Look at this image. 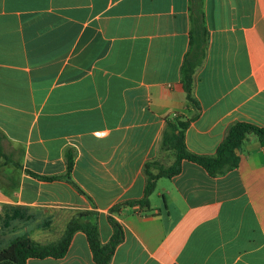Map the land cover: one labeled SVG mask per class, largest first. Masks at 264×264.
Listing matches in <instances>:
<instances>
[{"label":"crops","instance_id":"1","mask_svg":"<svg viewBox=\"0 0 264 264\" xmlns=\"http://www.w3.org/2000/svg\"><path fill=\"white\" fill-rule=\"evenodd\" d=\"M204 14L195 109L180 83L188 0H0L1 144L21 166L14 186L0 188L1 211L16 216L0 229V250L24 235L54 241L86 213L102 245L110 217L123 230L110 264H264V146L254 135L235 151V168L211 176L183 161L156 181L148 207L110 213L143 198L144 166L163 159L175 115H196L185 144L200 156L215 155L236 123L264 127V0H204ZM66 150L82 192L25 172L63 175ZM26 264L95 262L78 231L64 257Z\"/></svg>","mask_w":264,"mask_h":264},{"label":"trees","instance_id":"2","mask_svg":"<svg viewBox=\"0 0 264 264\" xmlns=\"http://www.w3.org/2000/svg\"><path fill=\"white\" fill-rule=\"evenodd\" d=\"M188 12L190 18L189 44L184 55L180 69V83L185 92L188 105L197 109V102L193 97L194 74L201 66L206 56L208 45V30L205 25L204 0H188ZM196 117L193 115H175L167 122V127L162 136L161 145L169 147L174 153V160L168 167L158 166L153 161L145 164V187L144 196L141 200L121 203L114 206L110 213L116 212L123 205H139L142 208L149 206L148 198L155 189L156 181L159 178H171L178 175L182 168L183 161H189L202 167L209 175L215 176L235 168L238 164V157L235 151L243 144L249 135H254L260 144L264 146V127H257L247 123H236L230 129L218 146L215 155L200 156L191 153L185 144V132L190 122ZM3 135L0 133V159L4 163H12L16 168L20 164L9 160L2 148ZM8 159V160H7ZM66 171L61 176L45 177L36 175L25 170L27 175L42 181L64 180L82 192L71 179L73 167V153L66 150L65 153ZM153 170L157 172L154 174ZM86 213H80L77 218L70 220L64 232L57 241L53 243L40 244L27 236H20L0 250V264H26L30 258L42 259L45 257L62 258L65 256L74 233L81 231L86 235L88 245L93 255L95 264H110L115 248L124 238L121 226L112 217L109 221L113 228L112 236L106 245L100 243L98 227L95 223L86 219Z\"/></svg>","mask_w":264,"mask_h":264},{"label":"rangeland","instance_id":"3","mask_svg":"<svg viewBox=\"0 0 264 264\" xmlns=\"http://www.w3.org/2000/svg\"><path fill=\"white\" fill-rule=\"evenodd\" d=\"M2 148H3V152L5 155L9 154L10 158L8 157V155H6L9 158V160H12L14 162H19L16 159L18 157V154L14 150H12L8 145L3 143ZM161 149H162V153L164 154L163 159H161L162 162L160 160L155 161V162L158 164V166L168 167L174 160V153L169 147H166L164 145L161 146ZM20 173L21 171L18 170L12 163L7 162L5 164L4 160L0 159V188H3V187L5 188V185L14 186V184L19 180ZM14 217H16L14 216V212L8 211L7 209L3 208L0 214L1 227H3L5 224H9L13 220ZM18 219L21 220L22 216H19ZM58 231H60V229L58 230L56 229L55 232L52 233V235H50V240L52 239H55V240L50 241L48 243H53L57 241L59 238H61L64 230L63 231L61 230L62 233H60L59 238L57 234Z\"/></svg>","mask_w":264,"mask_h":264},{"label":"built area","instance_id":"4","mask_svg":"<svg viewBox=\"0 0 264 264\" xmlns=\"http://www.w3.org/2000/svg\"><path fill=\"white\" fill-rule=\"evenodd\" d=\"M0 214H1V208H0ZM0 229H1V222H0Z\"/></svg>","mask_w":264,"mask_h":264}]
</instances>
